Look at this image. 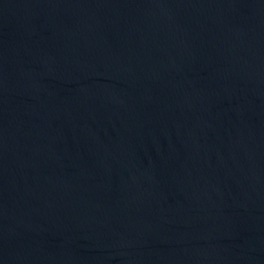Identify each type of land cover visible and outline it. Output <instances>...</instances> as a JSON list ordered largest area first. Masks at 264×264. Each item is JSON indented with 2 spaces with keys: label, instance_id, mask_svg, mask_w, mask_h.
I'll use <instances>...</instances> for the list:
<instances>
[{
  "label": "water",
  "instance_id": "obj_1",
  "mask_svg": "<svg viewBox=\"0 0 264 264\" xmlns=\"http://www.w3.org/2000/svg\"><path fill=\"white\" fill-rule=\"evenodd\" d=\"M0 264H264V0H0Z\"/></svg>",
  "mask_w": 264,
  "mask_h": 264
}]
</instances>
